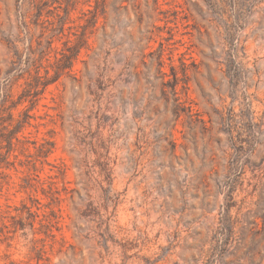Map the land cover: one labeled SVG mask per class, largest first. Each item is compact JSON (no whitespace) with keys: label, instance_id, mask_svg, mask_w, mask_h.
I'll list each match as a JSON object with an SVG mask.
<instances>
[{"label":"rangeland","instance_id":"rangeland-1","mask_svg":"<svg viewBox=\"0 0 264 264\" xmlns=\"http://www.w3.org/2000/svg\"><path fill=\"white\" fill-rule=\"evenodd\" d=\"M0 264H264V0H0Z\"/></svg>","mask_w":264,"mask_h":264}]
</instances>
